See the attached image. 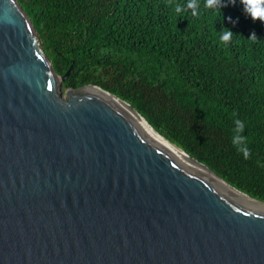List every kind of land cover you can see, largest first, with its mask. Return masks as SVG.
Returning <instances> with one entry per match:
<instances>
[{
	"label": "water",
	"instance_id": "water-1",
	"mask_svg": "<svg viewBox=\"0 0 264 264\" xmlns=\"http://www.w3.org/2000/svg\"><path fill=\"white\" fill-rule=\"evenodd\" d=\"M70 72L0 0V264H264V201Z\"/></svg>",
	"mask_w": 264,
	"mask_h": 264
},
{
	"label": "trees",
	"instance_id": "trees-1",
	"mask_svg": "<svg viewBox=\"0 0 264 264\" xmlns=\"http://www.w3.org/2000/svg\"><path fill=\"white\" fill-rule=\"evenodd\" d=\"M17 1L56 72L71 68L63 94L89 84L115 94L169 142L264 201V22L241 0L212 9L198 0V16L189 0ZM225 27L233 34L222 44ZM236 119L247 158L232 142Z\"/></svg>",
	"mask_w": 264,
	"mask_h": 264
},
{
	"label": "clouds",
	"instance_id": "clouds-1",
	"mask_svg": "<svg viewBox=\"0 0 264 264\" xmlns=\"http://www.w3.org/2000/svg\"><path fill=\"white\" fill-rule=\"evenodd\" d=\"M242 4L244 5V11L252 17L253 20H260L261 22H264V0H241ZM234 4V2H233ZM224 4L222 0H206L205 7L212 9L216 7H223ZM188 8L192 9V15L198 16V0H189V3L187 5ZM181 6H177L175 11L177 13L183 11ZM230 19V18H229ZM233 32L225 27L222 31H220L219 34V40L222 44H226L230 41V38L232 36ZM251 38L257 37V35L253 32V34L250 36ZM235 128L233 129L234 136L232 138V142L234 145H237L238 150H243L244 155L247 158L248 157V150L246 147L243 149L241 146L243 145L244 138L240 135L241 132H243L244 124L241 120L236 119L234 121Z\"/></svg>",
	"mask_w": 264,
	"mask_h": 264
},
{
	"label": "bare ground",
	"instance_id": "bare-ground-1",
	"mask_svg": "<svg viewBox=\"0 0 264 264\" xmlns=\"http://www.w3.org/2000/svg\"><path fill=\"white\" fill-rule=\"evenodd\" d=\"M112 95V94H111ZM114 96V95H113ZM115 98H117L119 101H121L123 104H125L127 107H129L131 110H133L135 113H137L140 118L146 123V125L153 131V133L157 136H159L160 138H162L163 140H165L166 142H168L170 145H172L173 147H175L176 149L180 150L181 152H183L182 149L178 148L177 146H175L174 144H172L171 142H169L166 138H164L162 135L159 134V132L155 131L154 128L148 123V121L141 115L139 114L136 110H134L127 102L123 101L122 99H120L119 97L117 96H114ZM184 153V152H183ZM186 154V153H185ZM187 155V154H186ZM188 156V155H187ZM190 158H192L191 156H189ZM193 159V158H192ZM195 160V159H193ZM196 162H198L197 160H195ZM199 163V162H198ZM201 164V163H199ZM202 166L206 167L205 165L201 164ZM207 168V167H206ZM209 169V168H207ZM210 170V169H209ZM211 171V170H210ZM213 173V172H212ZM220 179V178H219ZM226 186L230 187L231 189L243 194V195H246L242 192H240L239 190L233 188L232 186H230L229 184H227L225 181H223L222 179H220ZM248 196V195H246ZM249 197V196H248ZM251 198V197H250Z\"/></svg>",
	"mask_w": 264,
	"mask_h": 264
},
{
	"label": "rangeland",
	"instance_id": "rangeland-1",
	"mask_svg": "<svg viewBox=\"0 0 264 264\" xmlns=\"http://www.w3.org/2000/svg\"><path fill=\"white\" fill-rule=\"evenodd\" d=\"M63 96L65 97V96H66V94H63Z\"/></svg>",
	"mask_w": 264,
	"mask_h": 264
}]
</instances>
